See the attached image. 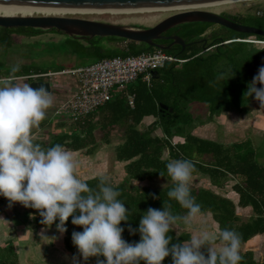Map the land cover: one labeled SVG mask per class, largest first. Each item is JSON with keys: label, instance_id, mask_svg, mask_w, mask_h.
<instances>
[{"label": "trees", "instance_id": "16d2710c", "mask_svg": "<svg viewBox=\"0 0 264 264\" xmlns=\"http://www.w3.org/2000/svg\"><path fill=\"white\" fill-rule=\"evenodd\" d=\"M222 15L264 29V7L245 15ZM225 28L226 31L222 32L213 23L205 21L173 26L169 32H177L186 42L191 43L183 50L178 44L168 49H159L183 61L165 62L155 69L156 77L152 75L148 81L138 77L128 83L122 93L91 111L82 120L72 122L70 127L61 131L51 132L47 142L39 138H34V142L44 148L60 144L71 151L83 149L85 152H93L96 129L101 131L99 139L109 143L110 130L115 126L122 127L123 137L114 145L115 161L122 166L121 178L113 180L93 174L80 179L95 189L99 179L104 177L115 190L120 191L118 199L128 208L129 220L122 221L119 226L124 228L122 238L128 243L139 242V233L130 235L128 228L131 226L137 229L141 216L148 208L163 210V204H170L172 214H186L185 209L167 196L173 185L166 173V163L172 159L191 160L195 171L189 187L191 195L201 206V213L196 216L197 222L205 229L214 228V232L217 228H227L240 233L242 260L239 264H264V251L258 252L264 244V152H259L264 149V136L260 140L262 147L259 149V145L247 136L226 142L193 133L198 125L215 120L221 113H248L255 109L250 107L253 97H248L245 92L258 68L264 66V36ZM42 31L44 29L26 26H0V40L2 43L7 42L11 32L34 35ZM122 41H125L123 47L108 44ZM68 42L72 53L89 60L157 49L143 42L117 36H71ZM19 65L20 71L15 74L11 73L13 66L6 67V73H1L0 68V77L47 70ZM62 68L65 67L52 70ZM131 93L134 95L132 107L126 97V94ZM194 101L206 104V116L193 115L188 105ZM160 103L172 110L161 108ZM259 115L262 116L261 113ZM50 119L46 121L50 122ZM161 171L165 172L164 177L159 175ZM199 176H206L209 185L198 183ZM157 177L165 178L167 182L160 187L140 184ZM225 189L227 193L220 192ZM229 192H233L235 197L228 195ZM153 196L159 198L153 199ZM7 201L0 196V202ZM24 209L25 214L30 213V221L38 228L53 229L59 223L57 220L50 227L45 226L40 223L41 217L35 209ZM71 219L69 217L65 223L67 231L60 235V242L55 243L53 232L47 237H35L36 243L32 248L39 254L32 259V263L55 264L47 256L56 247L64 256V259L57 260L59 264H97L98 259H104L89 257L85 261L79 255L71 236L74 231L81 232L83 229L74 226ZM168 235L172 237V243L188 241L192 236L189 230L177 232L173 227ZM250 243L255 244L254 248H251ZM18 256L17 247L12 241L0 243V264H17ZM41 256L44 259H40ZM162 264H171V257H166Z\"/></svg>", "mask_w": 264, "mask_h": 264}, {"label": "clouds", "instance_id": "9594fccd", "mask_svg": "<svg viewBox=\"0 0 264 264\" xmlns=\"http://www.w3.org/2000/svg\"><path fill=\"white\" fill-rule=\"evenodd\" d=\"M19 71V64L11 68L12 74ZM15 80L14 75L0 78V196L8 200L9 207L20 203L35 209L40 223L48 227L58 220L56 229L61 234L67 231L65 223L72 217L71 223L83 229L72 233V244L85 261L103 257L97 264H162L169 256L171 264H239L242 237L234 230H202L190 240L176 243L168 235L173 225H190L201 213L189 187L195 166L188 159L166 163L173 185L167 196L186 214H172L170 204H163V210L150 207L137 229L128 228L130 235L139 233V242H126L122 238L124 228L119 225L129 220V210L118 199L120 191L104 177L97 188L90 187L78 177V164L71 151L60 144L44 148L34 142L32 130L45 119L53 96L43 84L34 88ZM245 94L264 108V66L258 68ZM159 175L164 177L165 172Z\"/></svg>", "mask_w": 264, "mask_h": 264}, {"label": "rangeland", "instance_id": "374dc122", "mask_svg": "<svg viewBox=\"0 0 264 264\" xmlns=\"http://www.w3.org/2000/svg\"><path fill=\"white\" fill-rule=\"evenodd\" d=\"M261 7H264V0H251L243 3L212 5L201 8L212 10L218 13L227 12L245 15L248 13H254ZM177 10L179 9L133 12L64 13L60 15L79 16L91 19L106 20L115 23H124L131 26L145 27L148 25H153L166 15ZM213 24L216 26V28L219 27L222 32L226 31L224 26L218 23ZM70 38L71 36L67 34L51 29H44V31L41 33L34 35H25L23 33L11 32L7 42L2 43L0 40L1 73H6V67L14 66L16 64H26L39 69L52 70L58 67L83 65L95 60H89L86 57L72 53V50L70 49V43L68 42ZM108 44L119 45L123 47L125 41L109 42ZM61 77L58 79H65L66 75H61ZM30 81L31 80L16 78L15 83L28 84ZM53 91H56V89L52 90V95H54ZM62 92H57L58 95H56L60 100L64 98V94ZM53 97H55V95ZM57 103V100L53 102V105L46 110L45 119L40 123L39 127L32 130L33 138H39L44 142H47L50 139L51 132L61 131L71 126V121H64V118L60 119L52 114V108L54 105H57ZM188 107L195 116L200 115L201 117H204L207 115V107L205 103L194 101L190 102ZM250 107H254L255 109L248 113H238L236 111L221 113L215 117V120L198 125L193 129V133L205 137H216L226 142L233 139H242L247 136L251 137L254 141V144H258V148L261 149L262 145L260 144V140L264 136V108H260L259 103L254 98L250 102ZM259 113H261V117ZM48 118H51L50 122L46 121ZM145 121H148V119ZM122 130V127L115 126L112 130H110L109 143H105V141L99 139L101 131L96 129L94 131L96 146L93 149V152H85L83 149L81 151L69 150L73 153L78 164L77 175L79 178H82L85 175L93 174L104 175L108 179L113 180L121 178L122 166L121 163H117L115 161L114 145L118 143L123 137ZM259 152H264V149ZM164 182H167L165 178L157 177L146 182H141L140 184L160 187ZM198 183L209 185V183H207L206 176H199ZM228 188L229 187L227 186V189ZM214 190L217 189L214 188ZM220 192L227 193L228 191L225 189L224 191L221 190ZM228 195L235 197L233 192H229ZM24 210V207L20 203H14L11 207H9L8 201L7 203L0 202V243L5 244L7 241H12V243L17 247L19 254L17 264H35L34 262L32 263V259L36 258L39 254L38 251H35L32 248V245L36 243L35 237L37 235L47 237L54 234L55 237H53V240L55 243H57L58 241L60 242L61 233L57 231L56 227L53 229L43 227L38 228L32 221H30V213L27 212V214H25ZM172 227L177 232L189 230L191 231L192 235L202 230L214 232V228L205 229L201 227V224L197 222L196 217L192 219L190 225H185L183 222H178ZM250 245L251 248H254L255 244L250 243ZM263 249L264 244L259 247L258 252L260 251L261 253L264 251ZM47 257V259L55 264H59L57 261L58 259H64L63 253L57 247L50 251V254ZM40 259H44V256H41Z\"/></svg>", "mask_w": 264, "mask_h": 264}, {"label": "water", "instance_id": "95a60500", "mask_svg": "<svg viewBox=\"0 0 264 264\" xmlns=\"http://www.w3.org/2000/svg\"><path fill=\"white\" fill-rule=\"evenodd\" d=\"M247 1L251 0H0V7L100 12H133L185 8L174 11L153 25L145 27L79 16L54 14L0 15V26L54 29L72 37L117 36L130 41L143 42L161 49H168L170 45L178 44L183 50L191 42H186L178 34L163 35L162 32L181 23L205 21L218 23L235 31L264 36V29L234 21L218 12L204 8H187ZM159 38H169L171 41L169 44L163 45L155 41ZM152 75L154 77L157 76L156 70L152 71ZM28 84L34 88L43 84L49 92L51 90L47 81L36 80L30 81ZM159 106L169 111L172 110L171 107L168 108L163 103H160Z\"/></svg>", "mask_w": 264, "mask_h": 264}, {"label": "built area", "instance_id": "2783aa9c", "mask_svg": "<svg viewBox=\"0 0 264 264\" xmlns=\"http://www.w3.org/2000/svg\"><path fill=\"white\" fill-rule=\"evenodd\" d=\"M167 61L181 62L183 59H178L157 48L138 54L104 57L88 64L60 70L47 69L15 77L31 81H47L50 84V91L53 89L58 92L64 91L62 92L64 98L53 106L52 114L57 118H64V121L75 122L82 120L91 111L122 93L128 83L138 77L141 76L143 80L148 81L152 71ZM61 75H66V78L61 79ZM126 97L129 106L132 107L134 95L126 94Z\"/></svg>", "mask_w": 264, "mask_h": 264}, {"label": "bare ground", "instance_id": "6f19581e", "mask_svg": "<svg viewBox=\"0 0 264 264\" xmlns=\"http://www.w3.org/2000/svg\"><path fill=\"white\" fill-rule=\"evenodd\" d=\"M212 6V5H211ZM199 7H187V8H201ZM174 9H185V8H174ZM163 10V9H160ZM149 11V10H147ZM91 12H100V11H77V10H55V9H32V8H9V7H0V15H32L34 13L39 14H54L60 15L64 13H91Z\"/></svg>", "mask_w": 264, "mask_h": 264}, {"label": "flooded vegetation", "instance_id": "af4514ba", "mask_svg": "<svg viewBox=\"0 0 264 264\" xmlns=\"http://www.w3.org/2000/svg\"><path fill=\"white\" fill-rule=\"evenodd\" d=\"M220 14H227V12H220ZM179 25V24H178ZM175 26H177V25H175ZM172 28V27H171ZM170 29V28H169ZM169 29H167V30H165L164 32H162V34L163 35H171V34H178L177 32H169ZM179 35V34H178ZM181 36V35H180ZM157 43H161V44H163V45H167V44H169L170 43V41H171V39H169V38H159V39H156L155 40ZM174 44H172V45H170V47L171 46H173ZM169 47V48H170Z\"/></svg>", "mask_w": 264, "mask_h": 264}, {"label": "crops", "instance_id": "0c3cea01", "mask_svg": "<svg viewBox=\"0 0 264 264\" xmlns=\"http://www.w3.org/2000/svg\"><path fill=\"white\" fill-rule=\"evenodd\" d=\"M50 92H52V91H50ZM53 92H54V95H55V97H53V102L56 101V100L59 101L60 99H58L57 96H56V95H58L57 94L58 90L53 91ZM54 95H52V96H54Z\"/></svg>", "mask_w": 264, "mask_h": 264}]
</instances>
